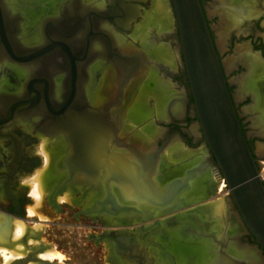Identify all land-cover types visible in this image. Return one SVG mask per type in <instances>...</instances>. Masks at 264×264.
<instances>
[{"label": "flooded vegetation", "instance_id": "obj_1", "mask_svg": "<svg viewBox=\"0 0 264 264\" xmlns=\"http://www.w3.org/2000/svg\"><path fill=\"white\" fill-rule=\"evenodd\" d=\"M148 1L141 2L134 0L131 2L132 4L130 3V8L134 9L136 17H138L140 12L139 8L148 3ZM37 2V6L35 7L29 5V3L19 5L21 8L18 9L20 14L15 13L13 16L11 15L12 22H9L8 13L0 5V80L3 81L2 88H0V232L2 231L0 236L3 238V236L6 237L5 234H9L10 225L13 221H23L29 218L31 221L33 219L51 222L46 225L49 226L48 230L50 233H48L53 236V240L50 243L44 242L42 238L44 231L41 229L39 237L34 240L35 243L25 241L26 245L30 248L25 250V255L12 261L11 264H29L30 262H35L36 264H63L56 257L49 261L40 258L38 255L48 249L52 243L54 244L52 247L54 250L61 248V251L85 252L88 249L86 245L87 241L92 242L94 246L99 245L102 252V239L114 243L115 252H117V255L119 254L118 256L124 264H144L143 252L145 246L139 245V248L135 252H132L118 247V245L123 240H132L137 231L142 232L145 227L158 226V220L154 219L157 214L155 218L161 220L164 218L167 224L169 223L168 225L171 226V223L176 221L177 215H180L175 213H179L183 208H176L177 202H174L171 206L165 205L163 203L164 197L160 196L157 197L159 198L157 201L143 198L147 204L141 211L136 208L137 201L140 198L129 199L125 197L123 204L131 207L130 212L127 209L121 210L119 207H116L114 210V212L121 211L125 215L121 222L116 225V227L121 228L104 229L102 231V197L87 206L81 203L84 192L100 187L95 180L96 174L93 171L91 172L89 168H87L86 172L80 170V167L79 170H76L77 164L80 162L83 165V163L81 162V156H78V163L75 165V162H73V152L68 151L62 158L61 165L66 169V175L56 185L50 196L45 198L44 208L41 211L44 216L54 215L57 217L53 219H48L47 217H45L46 219H41L37 215L28 214V206L33 205L35 202L31 195V185L28 179L42 168V154L38 151V147H36V140L41 136L54 138L60 133H66V137L71 138L72 141L74 137L81 138L79 134H81L83 128L84 132H88L90 128H92L91 130L95 129V126H97L95 136L99 134L101 136L104 134V131L102 133L98 132L100 125L104 123L105 126H109V129L113 128L117 122L115 113H119L121 109L127 108V102L124 104L123 101L125 89L127 90L128 88V93L133 94L147 70L146 58L141 53L135 40L129 42V44L132 43L134 46L130 50L122 48L123 50L118 53V46H114L112 50H109L107 40L102 34L101 27L98 25L100 22L106 21L109 23L125 41L129 37L125 33L131 30V27L125 28L118 23L119 12H117L116 4L111 2V0H93L90 2H98L101 5L100 10L91 5L84 7L81 0H37ZM200 2L222 62L228 89L232 96L239 121L247 143L256 159L254 152L255 138L262 139L264 146V130H261V133L255 130L249 131V129L253 128L250 114L241 113L239 107L245 106L247 108L252 102V97L247 94L243 99L238 100V93L236 94L238 85L234 80L246 71V66L239 62H237L234 68H230L229 70L225 66L211 25V18L218 23L219 16L211 14L212 16L210 17L208 15L206 5L208 0H200ZM134 5H137L139 8L136 9ZM208 6H211V4ZM257 6L261 8L258 9L257 16L245 19L240 26V31L233 29L230 32L227 39L229 58H232L236 52V47L239 45L236 44V40L244 36L248 41L245 47L251 53L257 54L261 60H264L263 0H258ZM44 15L45 17H43ZM17 20L28 23L29 30H32V23L34 24L35 21L39 22L42 29L40 37L30 39L26 44L23 42L19 43L14 34L16 33L14 24ZM31 30L29 31V35ZM169 38H173L174 45L175 41L179 42L176 21L174 32L164 40L168 39V42H166L169 43ZM91 42L98 43L99 48H101L95 53L94 61L98 60L101 64L103 61L102 67L106 64L108 70H111L113 73V84H111L113 89L110 93L106 89V86H102V83L101 86L99 85L98 87L97 85L96 87L98 80H100V77L98 79L100 73L97 71L90 90L92 91L94 88L100 100L93 103V105L91 103L92 100H90L91 91L90 93L84 91L85 83L89 82V77L86 73L88 62L89 59L90 61L93 60L89 55ZM132 57H138L141 62L137 65V60L134 59L132 61ZM178 64L179 69H177V72H166L164 75L166 77L173 76L182 82L184 87H182V90L186 97L184 115L181 118H174L170 121L164 120V123L168 124V132L164 140L154 142L155 147L151 150L152 152L148 151L147 155L149 156L146 159L144 158L143 162L148 165V168L150 166V155L155 156V153L162 149L164 142L174 131L178 132L179 138L190 148H196L198 144L204 142L202 135L196 136L191 131L192 127L187 128L190 122H196L197 118L181 54ZM26 67H28L27 75L18 76L15 72V69H24ZM230 74L233 76L232 79H230ZM57 77L58 82L56 80ZM88 95L89 97H87ZM81 119L84 121L85 119L92 120L95 122V125L92 122H88V124L84 121H82L84 122L82 125L79 122ZM67 120H73V122L76 120L77 122H74V124L82 126L73 125L70 129H66L63 126ZM120 137L124 140L121 144L134 151V148H136L134 143L130 140H125L129 137V131H124ZM209 156L212 158L211 155ZM71 162L74 165H71ZM206 163L207 161H204L202 166ZM208 170L212 175L214 174L210 168ZM145 172H143L142 178H146ZM65 185L69 186L73 191V200L71 202L59 201L58 199V196L63 193ZM150 188L153 189V192H157L156 194H163L166 191V188L162 190L163 192L157 191L154 189L153 184H150ZM216 189H218V182L211 180L209 188H206L205 193L201 197V203ZM228 198L230 199V196ZM230 201L232 207L236 210L232 200ZM200 205L195 210L201 209ZM173 208H176L175 211L172 210ZM170 215L172 216L170 217ZM202 216L204 217L203 213ZM131 225H134L133 228H126ZM91 229H96L97 233H92L94 230L92 231ZM190 232L188 229L185 230V234ZM3 233L4 235H2ZM206 233L207 231L203 234ZM27 235L29 234L27 233ZM165 237L166 235L163 237L164 240L166 239ZM243 238L255 244L251 234L247 233ZM157 245L160 251L163 252L162 244L159 243ZM64 246L66 247L64 248ZM111 255L110 258L112 257ZM172 263L170 262L169 264ZM113 264L116 263L113 262Z\"/></svg>", "mask_w": 264, "mask_h": 264}, {"label": "bare ground", "instance_id": "obj_2", "mask_svg": "<svg viewBox=\"0 0 264 264\" xmlns=\"http://www.w3.org/2000/svg\"><path fill=\"white\" fill-rule=\"evenodd\" d=\"M92 1L93 0L91 1L81 0L82 5L84 7L91 5L97 10H100L101 5L98 2L90 3ZM132 1L134 0H111V2L116 4L117 12H119L118 18H117L118 23H120L125 28L131 27V30H132L131 36L135 40V42L138 43V48L140 49L141 53H143L144 57L146 58L145 62L147 63L146 65L147 70H146V74L144 77L145 82H146V87H147L146 93L151 92L152 93L151 95H154L155 99H154L153 106H151L150 108L144 109L141 111H133V112L131 111V113H134L133 115L134 117H136L137 121H142L144 117L151 118L153 116H155L157 119H162L165 121H170L174 118H181L184 115V107H185L186 99H184V102H183V99L181 98L179 92H176L177 89L174 87L172 82L167 78L168 76L166 77V75H164V73L166 72H175L178 66L177 65L178 64L177 54H176L175 48L171 47L169 43H167L168 41L166 42L164 40L172 32H174V28H175L176 20H174L175 17H173V12L171 10V7L168 5L167 0H150L152 3L150 9L146 10L144 13L140 11L138 14V17H136L134 9L130 8V3ZM138 1L142 2L145 0H138ZM0 3H1L0 4L1 7L5 10L6 13H8L7 17L9 19V22H12L11 15L13 16V14L15 13L20 14V11H18V9H21L19 5L24 4V3L25 4L29 3V5H32L33 7H35L37 6L36 4L38 2L37 0H23V1L22 0H0ZM257 4H258V0H214L212 2V8L210 10L211 11L210 14H214V15L216 14L219 16L220 28L218 29V42H219L218 44L220 47L224 48L225 44H223V42L227 39V37L230 35V32L233 29H237L238 31H240L241 29L240 26L245 19H250L252 17L257 16L258 9H261V8H258ZM43 17H45V15ZM18 20L14 24V26L16 27L15 29L16 33L14 34L16 35L15 37L19 41V43L23 42L24 44H26L30 41V39L32 40L34 38L40 37V31L42 33V29H41V24L39 22L35 21L34 24L32 23V30L30 29L31 33L29 35L30 30H29L28 23L19 22ZM98 25L101 27L102 34L107 40L106 42L108 44L109 50H112L114 46H118L119 47L118 53H120L121 52L120 47L123 46V41L125 39L121 35H119V33L113 27H111L109 23H107L106 21H102ZM126 44L127 46L129 45L133 46V44H128V43ZM98 49H101L99 48V44L96 42H91L90 47H89V55H90V58H92L93 60L90 61L89 59L88 69H86V73L89 77V82L85 81L86 83H85L84 91L86 93H90L91 91L90 88L91 86H93L92 82L94 81L96 77L97 71L98 73H100L99 71L103 68L102 67L103 61H102V64L98 60L94 61L95 59L94 55L95 53H97ZM131 59L132 61H134V59L137 60L136 62L137 65L139 62H141L138 57H132ZM262 61L264 60H261V58L257 54L251 53L250 50L247 47H245V45H239L236 49L235 54L232 56V58H229L227 60L226 67L227 66L229 67L228 70L230 68H234L237 62L242 63L243 65L246 66V71L241 76H239L237 79H234L238 85V91H239L237 94V98L243 99L247 94H249L252 97V102L248 105L245 112L251 113L253 115V116H250L252 123L259 124L260 128L264 130V62ZM103 66H105L106 69L108 68L106 64H104ZM160 67L162 68V70L163 69L164 70L163 71L160 70L161 69ZM15 72L17 73L18 76L27 75L28 67L24 69H15ZM107 74L109 76H112V71L105 72L102 78V82H101L102 85L104 84V86H108L107 81H106ZM98 78H99V75H98ZM152 79L154 82L150 84ZM56 80L58 82V77ZM2 84H3V81L0 80V88H2ZM259 89L262 91L263 100H261ZM87 97H89V95ZM143 98H144V95H143ZM90 100H91V97H90ZM99 100L100 99H98L97 101ZM119 119H120V114H119ZM82 121L84 120L82 119L79 120V122H81L82 125L84 122L85 123L92 122L95 125V122L92 120L85 119L84 122ZM74 122H77V121L75 120ZM74 122L73 120H67L65 121V125L63 127L66 129H70L73 125H78V124H74ZM154 123H155L154 121L153 122L145 121L143 123V126H142L143 131L147 134V136H149L150 140L148 138H145V140L140 139L141 142L137 141L135 142L136 145L134 144L136 148H139L142 150L144 149V151H146L147 149L149 150L150 149L149 145L151 144V140L154 141L158 136H160L161 134L160 129L156 127ZM91 127H93V125H91ZM96 128L97 126H95V129L93 130H91L92 128H90L88 132L87 131L84 132V128H83L81 130V134H79L81 138L79 139L77 137H74V140H72L73 142L71 141V138L69 139L68 137H66L67 135H65L66 134L65 132H64L65 134L60 133L58 134V136L54 138H50L46 136L40 137L42 139L41 141L42 145L41 147L39 145V147L41 149L44 163H43V169L37 172L34 176H32L31 179L29 178L31 181L30 191L35 201V204L34 206H30L27 208L28 214L30 215L40 214L38 213L39 212L38 210L40 209L41 202L43 201L42 194L44 192V188H45L44 186H47V185L49 186V184H46V183H50L48 181H50L51 177L55 180L61 174L60 172L61 168L62 169L64 168L61 165L62 158L66 155L68 151L73 152V158H74L73 162H75V165L78 163V160H77L78 156L79 157L81 156V162L83 163L84 166L79 162L77 164L78 167H75L76 170H79V167H80V170H83L86 172L87 168H89L91 172L92 171L95 172L96 174L95 176H98L100 182L101 183L103 182L105 185H106V182L108 184L109 180L107 179L109 177L116 179V181L114 180V182L118 185V187L116 188L119 189L121 193V195L117 194V196L116 195L114 196L117 198L116 199L117 205L118 204L123 205V199L126 197L125 192H126L127 183H128L127 182L128 179L126 178L130 177V175L127 176V173H122L120 175L114 168L117 166L118 169L121 170L122 167L118 165H121L123 162L131 163L132 162L131 160H133L134 158L135 167H139L141 171L139 175L141 177H143L144 171H149V169H151L152 166L154 167L152 171H150L149 173L145 175V177L148 180H151L149 182L150 184L154 185V189H156L157 191L163 192L162 190L166 188V191L168 190L170 194H172L175 191V189H178L179 192L180 191L182 192H180L179 194L174 193L175 195H173L172 198L173 199L177 198L175 202H177V200H180L181 204H188V205L187 207L179 211V213L178 212L175 213V214H180V215H177L176 221L175 222L173 221L174 223L172 222L171 226L168 225L169 223L167 224L166 220L158 219V226L145 227V229L142 232L137 231V234L132 240H123L122 243L119 244L120 246L118 245V247L125 248L132 252H135L137 248H139V245L145 246V249L143 252L144 264H153V263L169 264L170 262H173L172 264H218L217 263V251L219 249V244L215 243L211 238H206L204 236L203 233H205L206 230H208L210 232H213L218 240L222 241L223 251L227 253L228 255L238 257L242 260H246L250 262L251 264H264V262L261 260L257 252L243 246L239 242L237 237L241 229L239 227L237 220L234 218V216L228 212L227 204L223 201L222 198L220 200L214 201L212 205L210 206H207L205 208H201L195 211L193 210L197 206L200 205V203H197V202L205 193L206 188H209V185L208 183L204 185L205 184L204 182H206L205 180L204 182H201V180L194 181L198 177V174H196L197 171L193 173V176H191L190 179H188L185 185H184V180L186 179V177H188L187 174L189 171L195 170V168H197L198 166L200 167V165H202L201 162L203 161L204 155L200 156L199 160L195 164L189 167H186L182 175L180 174L175 175V176L172 175L173 176L172 178L166 180L163 174H162L163 176H160V177H156L154 175L163 165L162 153L158 154L157 152L155 153V156L150 155L151 156L149 160L150 166L148 168V165H146L145 162L143 161H144V158L146 159L149 155L147 154L142 155L141 153H139L140 151L139 152L137 151L138 149L136 148H134V151H133V150L126 148L125 146L116 145V143L118 144V142L120 143L121 141L119 137L122 134L123 128L120 127L121 133L118 134L117 136L114 135L116 136L115 138L111 137L110 140L103 139L104 141L101 138L102 137L106 138L107 136H110V133L113 134L112 132L113 128L109 129V126H105V124L102 123V125H100V130L98 129V132L102 133V131H104V134H102L101 136H99L100 134L95 136ZM192 131L193 133H196L197 132L196 127L192 126ZM85 137L88 140L83 139ZM117 139H118V142L116 141ZM171 142L173 143V145L169 147L171 148L170 149L171 151L168 152L169 153L168 156L171 155L170 158L171 160H173V159H177L178 157H181L183 155V152H182L183 150L180 144V139L174 137V139H172ZM102 144L105 148H107V150H108V147H111L112 145L114 147L113 148L114 152H112V154L109 153L110 157L109 156L107 157L106 155V157H104L103 162H101L102 160L98 161V157H96V155L100 156L103 154ZM57 153L60 155V159L58 160H56ZM165 155L163 159L167 157V155L166 156ZM190 158L192 157L190 156ZM73 162H71L72 163L71 165H74ZM190 162L192 164V161ZM102 163H103V166H102ZM140 167H143V168H140ZM63 170L66 171L65 168ZM115 171L117 174L115 173ZM208 172L210 171L209 170L203 171L201 176H205L207 182H211V180L214 181L213 175ZM132 173H134V171H132ZM192 178H195V179L193 180ZM110 184L108 185L109 189H112L113 187L112 183ZM223 184L224 183L221 181V183L219 184V188L223 186ZM175 186L176 188L174 189ZM112 193L115 194V191H113ZM66 194H68V192H66ZM160 194L158 197L163 196L165 198L166 196L165 194H161V195ZM102 195H101L102 206H103L102 213H106V212L109 213L108 210H111L108 208L110 202L107 199H105V197L107 196V195L105 196V191H104V194ZM83 197H85L86 199L89 198L88 196H85V193L82 196V198ZM58 199L61 201V199H65V197L63 196L58 197ZM62 201H66V200H62ZM187 209L189 211H187ZM103 210H106V211H103ZM140 210L142 211V209ZM201 212L203 213L204 217L202 216ZM124 217L125 215H123L122 217H118L116 219L117 222H121V220ZM113 218H115V215H113ZM187 224L188 226L184 228V226ZM186 229H188L191 232L185 234ZM25 230H26L25 223L21 221H13V223L10 225L9 234H5L6 237L3 236V238L0 236V254H1L0 256L3 259V255L5 253L9 254L10 258L7 261V264H9L12 260H16L17 258H21L23 256L22 252H24L25 249H23L24 251L21 249V247L23 246L21 243V240L26 241L27 239V241H30V240L32 241V237H33L34 238L33 241H34L35 240L34 236H36L37 238L38 235H35L37 232L35 233L34 229L31 230L30 235L27 237H25L27 234L24 235ZM4 233L2 235H4ZM165 235H166L165 237L166 239L164 240L163 237ZM159 243L162 244L163 253L156 252L157 250H159L158 249L159 247L157 245ZM183 244L185 245L183 246ZM28 248L29 246H26V249ZM114 248H115L114 243H110L109 251H111L112 255L111 254L109 255L112 256L111 258L113 262L116 264H124L123 261L120 260L118 256L119 254L117 255V252H115L116 250ZM197 250H199V254L191 258L190 256L196 253L195 251ZM56 255L59 256L58 260L62 257L61 254L58 255L57 251L46 249L42 251L40 255L38 256H40V258L42 259H52L54 257H57ZM187 257L191 259V262H187V260H189L187 259ZM160 259H162L163 262H161ZM2 261L4 263V260ZM226 261L227 260L225 259L223 260V262H220L219 264H228L226 263ZM33 264H36V263L33 262Z\"/></svg>", "mask_w": 264, "mask_h": 264}, {"label": "water", "instance_id": "obj_3", "mask_svg": "<svg viewBox=\"0 0 264 264\" xmlns=\"http://www.w3.org/2000/svg\"><path fill=\"white\" fill-rule=\"evenodd\" d=\"M167 2L178 29L179 42L175 41L174 48L178 60L182 55L196 113L197 121L193 123L197 131L195 134L202 135L204 140L201 144L204 151L201 164L207 161L203 166L188 172L184 185L195 171L202 174L209 168L218 178L217 182L223 180L230 199H222L227 207L231 204L230 200L236 207V210L229 213L234 216L241 229L237 238L243 246L257 252L264 262V178L239 121L205 12L200 0ZM134 7L139 8L137 5ZM163 194L166 195L163 203L171 206L176 199L172 198L168 190ZM213 202L203 203L201 208L210 206ZM187 205L178 200L176 208H185ZM123 209L130 210L131 207L123 205L121 210ZM206 231L204 236L219 244L218 264L225 259L228 264H251L225 253L222 241L213 232ZM247 233L251 234L255 244L243 238Z\"/></svg>", "mask_w": 264, "mask_h": 264}, {"label": "rangeland", "instance_id": "obj_4", "mask_svg": "<svg viewBox=\"0 0 264 264\" xmlns=\"http://www.w3.org/2000/svg\"><path fill=\"white\" fill-rule=\"evenodd\" d=\"M87 1H91V0H87ZM214 0H208V3L206 4L207 5V13H208V15L211 17L212 15L210 14V10H211V8H212V2H213ZM209 4H211V6H208ZM151 5H152V3H151V1L149 0L148 1V3H146L145 5H142V7H140L139 8V10L141 11V12H145L146 10H148V9H150V7H151ZM173 17H174V14H173ZM174 20H175V18H174ZM219 20V19H218ZM211 25H212V29H213V32H214V35H215V38H216V41H218V29L220 28V25H219V22L218 23H216L215 22V20L213 19V18H211ZM263 33H264V30H263ZM126 35H128L129 37L127 38V40L125 41H123V46H121L120 47V50L122 51L123 49L122 48H126L127 50L129 49L130 50V48H133L134 46H132V45H129V46H127V44L126 43H128L129 44V42L130 41H133L134 39L132 38V30H130V31H128V32H126L125 33ZM133 39V40H132ZM227 39H228V37H227ZM225 40L224 42H223V44H225L224 45V48H222V47H220L219 45V47H220V50H221V55H222V60L224 61V64H225V66L227 65V60L229 59V50L227 49V44H228V40ZM165 41H168V40H165ZM248 41H247V38L246 37H244V36H241V37H239V39L238 40H236V44H239V45H245L246 43H247ZM219 42H217V44H218ZM130 44H132V43H130ZM169 45L171 46V47H173L174 48V43H173V38H169ZM238 45V46H239ZM237 46V47H238ZM229 47V46H228ZM237 47H236V49H237ZM135 51H137V50H135ZM136 53V52H135ZM140 58H141V56H140ZM179 62V60L177 59V63ZM140 63V62H139ZM178 66H177V69H179V64H177ZM105 67V66H104ZM102 68L101 69V71H100V74H99V77L101 76V78H100V81L102 82V78H103V76H104V74H105V72H109V71H111V70H108V68L106 69V67L105 68ZM98 68V67H97ZM227 68H229L228 66H227ZM177 69H176V71L175 72H177ZM150 74V73H149ZM151 75V74H150ZM233 75V74H232ZM242 75V74H241ZM240 75V76H241ZM145 77V76H144ZM144 77L142 78V80L140 81V83L138 84V86H137V88H136V91L132 94H130V93H128V88H127V90L125 89V91L123 92V101H124V104H125V102H127L126 104H127V108H126V110H125V108H123V109H121L120 111H119V113L117 112V113H115V117H116V124L114 125V127H113V130H112V132H113V134L112 133H110V136H107L106 138H101L102 140L104 139V140H110V138L111 137H116L118 134H120L121 133V128H123V131H122V133L124 132V131H129V137L127 138V139H125L126 141L128 140H130V141H132L134 144H135V142H137V141H139V142H141V140L140 139H142V140H145V138H148L149 140H150V138H149V136H147V134L143 131V123L146 121V122H155L154 124H155V126L156 127H158L159 129H160V132H161V134H160V136H158L154 141L153 140H151V144L149 145V150L147 149L146 151H144V149L142 150V149H139V148H137L138 150V152L139 153H141L142 155L144 154H148V151H151L154 147H155V143L156 142H160L161 140H164V137L166 136V134H167V130H168V124H165L164 122V120H162V119H157L155 116H153V117H151V118H149V117H144V119L142 120V121H137V119H136V117H134V113H131V111L133 112V111H141V110H144V109H148V108H150L151 106H153V104H154V95H151L152 93L150 92V93H146V90H147V87H146V82H145V79H144ZM171 82H172V84L174 85V87L177 89L176 90V92H179V94H180V96H181V98L183 99V102H184V99H185V93H184V91L182 90L184 87H183V85H182V82L178 79V78H175V77H171V76H169V77H167ZM233 78V76H231V74H230V79H232ZM99 79V78H98ZM112 79H113V73H112V76H109L108 74H107V78H106V81H107V85L108 86H106V89L108 90V92H112V89H113V86H111V84H113V82H112ZM144 80V81H143ZM99 80H98V82H97V84H96V87H97V85H98V87H99V85L101 84V82H100ZM152 82H154L153 81V79L151 80V82H150V84L152 83ZM100 83V84H99ZM142 84V85H141ZM104 85V84H103ZM102 85V86H103ZM144 86H145V88H144ZM95 87V86H94ZM183 87V88H182ZM145 89V90H144ZM93 91V92H92ZM91 91V100H92V105H93V103H95V102H99V101H97L99 98L97 97V92L94 90V88H93V90ZM239 91H238V88L236 89V94L238 93ZM146 93V94H145ZM259 93H260V96H261V100H263V94H262V91L259 89ZM143 95H144V98H143ZM146 95V96H145ZM132 97V98H131ZM142 97V98H141ZM141 98V99H140ZM132 99H133V101H132ZM138 99V100H137ZM238 100H240L241 98H237ZM128 103H129V105H128ZM245 110H246V107L245 106H240L239 107V111L241 112V113H245V114H250V116H253L251 113H249V112H245ZM119 114H120V119H119ZM123 115H124V117H123ZM181 115V114H180ZM179 115V116H180ZM122 116V117H121ZM122 120V121H121ZM126 120V121H125ZM127 123V124H126ZM193 123L194 122H190V125L187 127V128H191L192 127V125H193ZM252 123V122H251ZM130 126V127H129ZM121 127V128H120ZM252 129H249V131H252V130H255L256 132H258V133H261V128H260V126H259V124H253L252 123ZM117 128V129H116ZM130 128V129H129ZM191 131H192V128H191ZM193 132V131H192ZM133 133H134V135H133ZM132 134V135H131ZM114 135H116V136H114ZM174 137L175 138H178V139H180L179 138V135H178V132L177 131H174V132H172L169 136H168V139L164 142V144H163V147H162V149L164 150H159L158 151V154H160V153H162V160H163V165L160 167V169L154 174L156 177H160V176H163L164 175V178L166 179V180H168V179H170V178H172L173 176H175V175H182L183 174V172H184V170L186 169V167H189V166H191V165H193V164H195L198 160H199V157L200 156H203V154H204V152L202 151V148H201V144L202 143H200V144H198L197 145V147L196 148H190V147H188V146H186L185 144H184V142H183V140H181L180 139V144H181V146H182V152H183V155L181 156V157H178L177 159H173V160H171V158H170V156H168V152H170L171 150V148H169L171 145H173V143L171 142L172 141V139H174ZM120 139H121V141H120V143L118 142V139L116 140L117 142H118V144L116 143V145L118 146H123L122 144H121V142H124V140L121 138V137H119ZM103 140V141H104ZM42 139L41 138H39L38 140H36V147H38V151L39 152H41V149H40V147H41V145H42ZM153 142H155V143H153ZM170 142V143H169ZM39 145H40V147H39ZM136 145V144H135ZM186 147V148H185ZM112 148V149H111ZM113 145L111 146V147H108V150H107V148H105L104 146H103V144H102V151H103V154L102 155H96V157H98V161H100V160H102L101 162H103V160H104V157H106V155H107V157L109 156V153L110 154H112V152H114V150H113ZM37 149V148H36ZM107 152H108V154H107ZM145 152V153H144ZM152 152V151H151ZM186 152V153H185ZM254 152H255V154H256V160H257V162H258V164L260 165V167H259V169H260V174H261V176H262V178H264V146H263V143H262V139H259V138H255V142H254ZM42 154V153H41ZM149 154H151V153H149ZM167 155V157H165V159H163V157H164V155ZM165 155V156H166ZM195 155V156H194ZM190 156L193 158H190ZM99 157H100V159H99ZM110 157V156H109ZM111 157H113V156H111ZM102 158V159H101ZM196 158H197V160H196ZM58 159H60V155L57 153V156H56V160H58ZM193 160H195V161H193ZM132 162L131 163H128V162H123L121 165H118V166H120V167H122L121 168V170H119L118 169V167L116 166L114 169L121 175L122 173H127V176L128 175H130V177H128V178H126V179H128V183H127V189H126V192H125V196L127 197V198H129V199H133V198H140V199H138V201H137V205H136V208L138 209V210H140V209H143L144 207H146V204H147V202L145 201V199H147V200H150V201H157V199H159V198H157L158 196H159V194H156L157 192H153V189L152 188H150V182H149V180L147 179V178H142L139 174L141 173V171H140V169H139V167H135V161H134V158H133V160H131ZM181 161V162H180ZM188 161V162H187ZM190 161H192V164H191V162ZM105 162V161H104ZM180 162V163H179ZM189 162H190V164H189ZM43 163H44V160H43V156H42V168L40 169V170H38L37 172H39V171H41L42 169H43ZM179 163V164H178ZM185 164V165H184ZM178 165V166H177ZM102 166H103V163H102ZM184 167V168H183ZM199 167V166H198ZM197 167V168H198ZM197 168H195V170L197 169ZM64 169V168H63ZM62 168H61V174L57 177V179H53L52 177H51V179H50V181H48V182H50V183H46V184H49V186L47 185V186H44L45 188H44V192H43V194H42V196H43V201L41 202V206H40V209L37 211L38 213H40V214H36L37 215V217H39V218H41V219H45V217H47L48 219H53V218H56L57 216H54V215H47V216H44L42 213H41V211H42V209L44 208V200H45V198H48L47 196H50V194L54 191V188L56 187V185L58 184V182H60L61 181V179L66 175V171H64ZM154 169V167L152 166V168L151 169H149V171H146L145 172V175L147 174V173H149L150 171H152ZM183 170V171H182ZM116 171H115V173H116ZM121 171V172H120ZM132 171H134V173H132ZM182 171V172H181ZM37 172H35V174L37 173ZM129 172V173H128ZM166 173V174H165ZM208 173H211V172H208ZM34 174V175H35ZM64 174V175H63ZM117 174V173H116ZM163 174V175H162ZM196 174H198V177L196 178V180H194L195 178H192L194 181H200L201 180V182H204V180L206 181V182H204L205 184L204 185H206V183H208V185L210 186V183L211 182H207V180H206V178H205V176H201V174L199 173V172H197ZM212 174V173H211ZM173 175V176H172ZM215 175L213 174V178H214V181H217L218 180V178L215 176ZM215 178H216V180H215ZM31 179V178H30ZM30 179H28L29 181H30ZM59 179V180H58ZM95 180H96V183H97V185L98 186H100V187H97L96 189H94V190H92V191H88V193H87V191L86 192H84L85 193V196H88L89 198L88 199H86L85 197H83L82 198V204H83V202H84V204L83 205H87V204H92L93 203V201H95L96 199H98V198H100L101 197V195L102 194H104V191H105V199H107L109 202H110V204H109V206H108V208L109 209H111V210H108V212L109 213H102V231H104V229H107V230H111V229H118V228H121V227H116V225L119 223V222H117V218L118 217H122L124 214L123 213H121V211H115L114 212V210L116 209V207H119V209H121L122 208V206L124 205H122V204H118L117 205V201H116V197H114L115 195L117 196V194H120L121 195V193H120V191H119V189H117L116 187H118V185L114 182V180L116 181V179H114V178H112V177H109L107 180H109L108 181V184H107V182H106V185L102 182H100V180H99V178H98V176H96L95 177ZM55 181V182H54ZM171 181H173V180H171ZM221 181L224 183V181L223 180H220L218 183L220 184L221 183ZM57 182V183H56ZM99 182V183H98ZM110 183H112V189H109V184ZM219 184H218V189H216L215 191H213L211 194H209L208 195V197L202 202V203H207V202H210V201H216V200H220L221 198H228V196H229V194H228V191H227V189H226V187H224V184H223V186H221L220 188H219ZM30 185H31V181H30ZM111 185V184H110ZM65 187H67V188H64L65 190L63 191V193L61 194V195H59L58 197H65V199H61V201L62 200H66V202H70L71 200H73V195H72V193H73V191L71 190V188H69V186H65ZM188 187V186H187ZM103 188V189H102ZM69 190V191H67V190ZM103 190V191H102ZM184 190V189H183ZM47 191V192H46ZM99 191V192H98ZM109 191V192H108ZM113 191H115V194H113L112 192ZM66 192H68V194H66ZM70 192V193H69ZM103 192V193H102ZM180 192H182V191H180ZM179 192V190L177 189L176 190V193H175V191L171 194V196H173V195H175V194H179L180 193ZM84 193H83V195H84ZM98 193V194H97ZM175 193V194H174ZM47 194V195H46ZM66 195V196H65ZM72 197H71V196ZM82 195V196H83ZM103 196V195H102ZM69 198V199H68ZM72 198V199H71ZM113 198H114V200H115V202H114V200H113ZM143 198H145V199H143ZM68 200V201H67ZM60 201V200H59ZM124 201H125V198L123 199V203H124ZM200 201V202H199ZM199 201L197 202V203H200L201 204V198L199 199ZM114 202V203H113ZM34 204H35V202H34ZM34 204L33 205H31V206H34ZM28 207H30V206H28ZM124 207H127L126 205H124ZM128 207H130V206H128ZM143 207V208H142ZM102 208H103V206H102ZM131 210V209H130ZM130 210H128L129 212H130ZM133 210V209H132ZM227 210L228 211H233L234 210V208L232 207V205L229 203L228 204V207H227ZM103 211H106V210H103ZM42 214V215H41ZM39 215H41V216H39ZM113 215H115V218H113ZM171 216V215H170ZM155 217H157V215L155 216ZM154 217V219H157V218H155ZM158 220V219H157ZM159 220H161V219H159ZM162 220H164V218L162 219ZM15 221H20V220H15ZM24 221V222H23ZM23 221H21V222H23V223H25L26 224V230L24 231L25 233H24V235H26L27 233L30 235V232H31V230L32 229H34V231H35V235H38L37 236V238L39 237V231L42 229L43 231H44V233H43V236H42V238H43V241L44 242H47V243H50L52 240H53V236L52 235H50L49 233V230H48V228H49V226H47L46 224H50L51 222H48V221H44V220H42V221H37V220H33L32 219V221L28 218V219H26V220H23ZM40 223H42V224H40ZM133 226L134 225H131L130 227H126V228H133ZM186 226H188V224L187 225H185L184 226V228L186 227ZM184 228H183V230H184ZM182 229V228H181ZM47 230V231H46ZM92 231H90V232H92V233H97V230L96 229H91ZM49 232V233H48ZM91 233V234H92ZM29 235H26V237L27 236H29ZM32 237V236H31ZM35 238H36V236H34ZM33 237H32V241L31 242H34L35 243V241H33ZM26 241H27V239H26ZM29 242V241H28ZM21 243H22V247H21V249L23 250V249H25L26 250V246H28V245H26V243H25V241H22L21 240ZM110 243H112L111 241H108V240H104V239H102V252L100 251V248H99V245L98 246H94V244L92 243V242H86V245H87V248L88 249H86V251L85 252H73L72 250H65V251H61L60 249L61 248H58L57 250H55V251H57V253H58V255L59 254H61L62 255V257L59 259V261H61L63 264H113V261H111L112 259L109 257L110 255L109 254H112L111 253V251H109L110 249H109V246H110ZM107 245V246H106ZM185 244H183V246H184ZM54 246V244L52 243V244H50V246H49V248L48 249H51V250H54V249H52V247ZM106 246V247H105ZM66 246H64V248H65ZM28 249H30V248H28ZM159 249V248H158ZM24 251V250H23ZM156 252H158V253H160L161 251H160V249L159 250H157ZM196 253H194L192 256H190L191 258L193 257V256H197L198 254H199V250H197V251H195ZM25 253H26V251H24V252H22V255L24 256L25 255ZM163 253V252H162ZM1 255V254H0ZM57 256V255H56ZM101 256H102V258H101ZM55 258V257H54ZM57 258V260H58V258H59V256H57L56 257ZM187 259H189V257H187ZM3 259L1 258V256H0V264H4L3 263V261H2ZM47 260H51V259H47ZM52 260H53V258H52ZM190 260V261H189ZM189 260H187V262H191V259H189ZM12 261H14V260H12ZM12 261L9 263V264H11L12 263ZM160 261L161 262H163V260L162 259H160ZM2 262V263H1ZM29 264H33V262H30Z\"/></svg>", "mask_w": 264, "mask_h": 264}, {"label": "clouds", "instance_id": "obj_5", "mask_svg": "<svg viewBox=\"0 0 264 264\" xmlns=\"http://www.w3.org/2000/svg\"><path fill=\"white\" fill-rule=\"evenodd\" d=\"M9 258H10L9 254L5 253L3 255L4 264H7V261L9 260Z\"/></svg>", "mask_w": 264, "mask_h": 264}]
</instances>
